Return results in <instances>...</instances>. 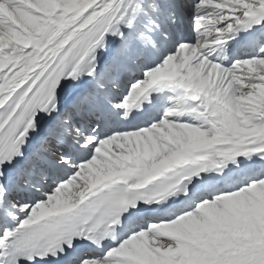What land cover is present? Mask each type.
<instances>
[{
	"label": "snow or ice",
	"instance_id": "1",
	"mask_svg": "<svg viewBox=\"0 0 264 264\" xmlns=\"http://www.w3.org/2000/svg\"><path fill=\"white\" fill-rule=\"evenodd\" d=\"M0 264H264V0H0Z\"/></svg>",
	"mask_w": 264,
	"mask_h": 264
}]
</instances>
